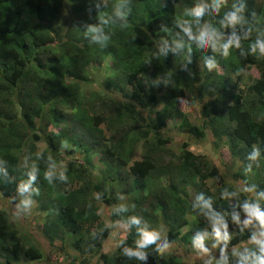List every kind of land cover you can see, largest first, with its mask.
<instances>
[{"label":"trees","instance_id":"16d2710c","mask_svg":"<svg viewBox=\"0 0 264 264\" xmlns=\"http://www.w3.org/2000/svg\"><path fill=\"white\" fill-rule=\"evenodd\" d=\"M94 63L109 71L86 96ZM186 93L200 126L178 107ZM173 129L209 130L236 171L227 179L186 143L174 151ZM0 194L35 202L45 238L77 254L70 264H184L159 251L156 228L187 240L185 226L211 231L239 214L252 220L240 237L254 239L264 229V0H0ZM100 203L129 227L110 254ZM2 216L0 264L41 262ZM229 264H264V243Z\"/></svg>","mask_w":264,"mask_h":264},{"label":"rangeland","instance_id":"374dc122","mask_svg":"<svg viewBox=\"0 0 264 264\" xmlns=\"http://www.w3.org/2000/svg\"><path fill=\"white\" fill-rule=\"evenodd\" d=\"M217 1L224 2L226 0ZM70 17H72L71 14H65V20L70 19ZM109 65H111V62ZM90 70L93 78L89 84L83 85L86 96H89L94 91L101 90V84L108 73L107 71H109V67L104 64L94 63ZM246 72L245 82L250 83L252 79L259 77L255 68H249ZM178 107L189 116L193 125H201L202 107L193 99L191 94L186 93L185 97L179 100ZM173 130L175 131V129ZM173 137L174 142L171 148L174 151L177 152L186 143L188 150L196 155L207 157L227 179L229 175L236 171L229 150L217 143L209 130L206 131V136L200 139L183 134L180 135L176 131L173 132ZM43 147L44 144L40 143L39 149L41 150ZM135 160H140V154H137ZM228 182L235 185L231 178ZM186 191L191 199L196 198L193 189L187 188ZM21 202L20 198L13 200L0 194V214L3 213L1 218L6 220L4 224L6 230L13 231L16 238L26 235V239L34 243L43 252L44 258L41 262L32 264H70L73 257L77 256V254L69 247L60 251L61 244L58 242L51 244L43 234L44 215L39 210L38 205L32 201H27L25 204ZM112 212V207H107L102 203L99 204L98 213L100 218L110 229L109 236L103 244V253L106 254L116 251L129 233L127 225L120 222H111ZM251 223L252 220L248 215L239 214L229 222L226 220L220 221L211 231L196 230L192 226L187 225L182 230L187 240L181 241H171L163 225L156 228L153 233L154 237H156L155 240L159 251L178 257L184 264H229L252 247L264 243V229L261 227H257L254 230V239L243 241L240 237L238 230ZM0 261L2 260L0 259ZM91 264L101 263L98 258H94Z\"/></svg>","mask_w":264,"mask_h":264}]
</instances>
